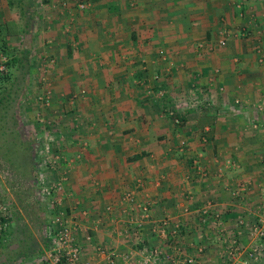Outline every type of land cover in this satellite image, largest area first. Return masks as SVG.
I'll use <instances>...</instances> for the list:
<instances>
[{"label": "crops", "instance_id": "crops-1", "mask_svg": "<svg viewBox=\"0 0 264 264\" xmlns=\"http://www.w3.org/2000/svg\"><path fill=\"white\" fill-rule=\"evenodd\" d=\"M21 1L0 0V40L37 42L48 57L32 94L49 93L33 103L38 170L63 179V203L88 214L93 243L119 262L158 250L202 264H224L230 235L247 245L236 222L255 223L264 203V0H32L27 34ZM129 190L135 214L121 202ZM140 205L151 218L137 236ZM80 233L82 259L109 264Z\"/></svg>", "mask_w": 264, "mask_h": 264}, {"label": "built area", "instance_id": "built-area-1", "mask_svg": "<svg viewBox=\"0 0 264 264\" xmlns=\"http://www.w3.org/2000/svg\"><path fill=\"white\" fill-rule=\"evenodd\" d=\"M63 6H66V4L63 3ZM80 6L85 7V4L81 3ZM219 42L221 45H224V40H220ZM7 60V56L0 52V73L5 71ZM49 62L53 63L54 59L50 58ZM48 100V92L43 95H37L35 99L36 102L41 103H48ZM235 103L238 104L239 100H235ZM257 108L260 111H264V103L259 104ZM252 126L258 127V123L254 122ZM45 149L43 155L44 164L50 169L55 168L58 164V156L49 153L50 149H48L47 145ZM226 164L236 166L232 160H227ZM4 172L3 170L0 171V176H2ZM7 174L9 175V173ZM7 174L3 176L10 177V175L7 176ZM62 181V178L56 181H48L44 176L39 179L40 194L42 197L48 199V209L51 211L46 221L45 232L47 246L43 250L41 264H89L88 261L82 259L83 246L79 238L80 232L83 233L84 236L82 238H84L86 243L93 244L95 255L106 258L109 264H202L200 260L192 256L180 255L172 257L158 250L148 251L147 256L142 255L140 258L133 257L132 252H129L122 257V262H119V254L115 249L106 250L102 245H95L93 243V232L90 231L88 226L81 223V217H88V214L85 211L77 214L74 207H67L63 203L61 195L63 190ZM136 185L137 187L142 186L141 181L138 180ZM243 190L244 188L237 189L232 193L237 196L238 192ZM133 201V190L123 193L121 202L129 205V211L131 213H136L137 208L133 206ZM210 205L211 203L209 202V206ZM208 207L203 209L201 213L202 216H210ZM138 208H140V212L137 214L139 220L137 219V221H135V227H130L137 236L141 233L142 223L151 218L149 205H140ZM105 210L111 212L112 208L107 205ZM258 213L259 215L255 223H249L245 218L239 219L236 222L238 227L245 228L248 231L250 242L247 245L234 235H230L228 239L225 240L224 256L227 264H256L264 258V203L258 210ZM212 215L214 216L212 220H214L213 224L216 227V232H220L222 227V223L220 222L221 216L216 212ZM10 216L11 209L4 202L0 201V238ZM167 221L168 220L165 219L162 222L163 226L168 225ZM178 227L179 225L176 223L171 231L172 235L175 236ZM140 242L141 240H139L138 237L135 244L137 245Z\"/></svg>", "mask_w": 264, "mask_h": 264}, {"label": "trees", "instance_id": "trees-1", "mask_svg": "<svg viewBox=\"0 0 264 264\" xmlns=\"http://www.w3.org/2000/svg\"><path fill=\"white\" fill-rule=\"evenodd\" d=\"M26 6L22 5L21 10L28 24H25L24 29H19L20 34L28 33V8H32L33 1H27ZM7 33L8 31L5 35ZM2 34L0 31V35ZM1 41L0 49H4L5 41ZM26 44L20 45L13 53L1 51L8 60L5 71L0 73V161L5 164V172L10 174V177L5 176L8 185L21 191V194H16L21 210L14 203L8 205L13 209L0 238V247H3L8 236L15 234L19 236V248L11 258L0 264H27L36 257H41L47 246L45 229L47 217L51 214L48 202H44L40 194L37 180L39 162L36 154L37 146L40 145V141H37L38 130L20 114V106L29 95V81L33 69V53Z\"/></svg>", "mask_w": 264, "mask_h": 264}, {"label": "rangeland", "instance_id": "rangeland-1", "mask_svg": "<svg viewBox=\"0 0 264 264\" xmlns=\"http://www.w3.org/2000/svg\"><path fill=\"white\" fill-rule=\"evenodd\" d=\"M25 2H22L21 5H24ZM13 40L15 41L16 38L14 37ZM29 41L26 40V43L27 45H29L31 48H33V50L35 51V54H33V69H32V75L30 77V81H29V95L27 97H25L22 105L20 106V114L26 118L25 120L26 121H30L33 125L35 124V119H34V113L33 112V107H34V104L35 103V99H36V96L38 95L39 93V89L36 88V86H39V84H42L43 80H42V72L44 73V79L46 80L49 76V71L47 70V65H44L42 63H39L37 65V67H41V73L38 71V69H36L35 71V65L37 64V58L38 56H42L45 57L44 55H46L44 53V49H43V53H42V49L40 48V44H37L36 42V45L35 44H32V46L30 45V43H28ZM33 43V42H32ZM2 44V41L0 40V45ZM19 42L15 41L12 45H10L9 47L5 45L4 49H0V52L5 50L6 53H13L14 51L16 52V50L19 48ZM49 55V54H47ZM41 58V57H40ZM46 58V62L48 60V57H45ZM50 59V58H49ZM44 62V61H43ZM46 70V71H44ZM33 74L34 77H33ZM41 78V79H40ZM41 82H40V80ZM48 81V79H47ZM31 86V87H30ZM41 86V85H40ZM39 90L36 94L32 95L34 93V91H37ZM29 103V104H28ZM27 111H26V110ZM25 110V111H24ZM35 126V125H34ZM44 169V168H43ZM42 170L39 169L38 172H37V180L39 181L40 177H42L43 175H45L46 179H49L51 178V174L50 173H46L47 171L43 170V173H41ZM3 183L5 184L3 186ZM20 192L19 194H21V191L19 190H16V189H12L8 183L6 182V179L5 177H0V198L5 201L8 205H13L12 203H14V206L18 208V210H21V205L19 204L18 202V198L16 197V194ZM23 193V191H22ZM24 194V193H23ZM44 198V197H43ZM47 200L46 198H44V202L47 203ZM10 203V204H9ZM11 207V206H10ZM46 208V207H45ZM11 210L13 209L10 208ZM11 237L9 240L5 241L3 247L1 246L0 247V262L4 261V260H7L9 258H11V256L13 255V253L19 248V239H18V235H15L13 234L12 236H9ZM219 256V260L220 262L223 261L224 264H227L226 262V258L224 256V252H220V254L218 255ZM27 263V262H26ZM19 264H23L22 262L19 263ZM27 264H41V257H36L34 260H32V262H28Z\"/></svg>", "mask_w": 264, "mask_h": 264}]
</instances>
